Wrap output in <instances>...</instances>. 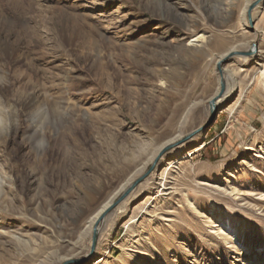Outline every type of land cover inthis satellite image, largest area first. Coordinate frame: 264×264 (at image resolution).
<instances>
[{
	"label": "rangeland",
	"instance_id": "1",
	"mask_svg": "<svg viewBox=\"0 0 264 264\" xmlns=\"http://www.w3.org/2000/svg\"><path fill=\"white\" fill-rule=\"evenodd\" d=\"M246 1L0 0V264L85 258L96 211L196 131L101 221L85 264L100 248L102 264H264V61L243 53L264 52V10Z\"/></svg>",
	"mask_w": 264,
	"mask_h": 264
},
{
	"label": "bare ground",
	"instance_id": "2",
	"mask_svg": "<svg viewBox=\"0 0 264 264\" xmlns=\"http://www.w3.org/2000/svg\"><path fill=\"white\" fill-rule=\"evenodd\" d=\"M246 1V0H245ZM264 0H258L257 1V4H256V6H255V9L253 10V14H252V16H253V18H252V20L255 18V16H256V14L257 13H259L260 12V10H264L263 8H262V5H263V2ZM223 2V1H222ZM225 2L226 3H224V5L226 6V8H225V11H226V13L228 14V15H232L233 14V6H234V2H236V0H225ZM239 2V1H238ZM247 3H246V5H245V7H244V9H243V14H241V15H246V13H247V10H248V8L251 6L252 7V4L253 3H251L252 1H250V0H247L246 1ZM251 9V8H250ZM242 13V12H241ZM247 16V15H246ZM258 17V16H257ZM242 19V18H241ZM198 20V19H197ZM243 20H244V18H243ZM254 21V20H253ZM200 22V21H199ZM248 24V23H247ZM189 27V26H188ZM186 30H187V28H186ZM189 30V29H188ZM188 30H187V33H188ZM185 31V30H184ZM213 31V30H212ZM230 32H233V31H230ZM257 32V31H256ZM184 33V32H183ZM264 33V32H263ZM185 34V33H184ZM229 34V33H228ZM231 35V34H230ZM185 36V35H184ZM234 36V35H233ZM235 37V36H234ZM258 37V36H257ZM204 40V36L203 35H199V36H197V37H195V39H193V40H191V42H195V44L196 43H201L202 41ZM242 40V39H241ZM190 42V43H191ZM221 42V41H220ZM224 42V41H223ZM254 42V41H253ZM222 43V42H221ZM221 43H219V46H220V44ZM226 43H224V45H225ZM222 45V44H221ZM238 45V44H237ZM219 46H218V48H219ZM241 47V46H240ZM246 47H247V45H246ZM245 47V48H246ZM238 48L239 47H237V46H235L234 45V47H232L227 53H225L222 57H220V60L217 62V63H220V62H224V61H228L229 59H232V57L234 56V55H236V53H239V52H242V51H238ZM242 48H244V47H242ZM241 48V49H242ZM248 48V47H247ZM250 49L248 50L247 49V51H244L243 53H245V52H249L250 53V56L251 57H257L256 59H257V61H260V59H263V61H264V52H262V51H260V54H258V51L256 50V48H257V44L255 43V44H253V45H251V47H249ZM213 51V50H212ZM246 55H244V57H245ZM238 57V56H237ZM259 57V58H258ZM217 65V64H216ZM261 65V64H260ZM221 66V65H220ZM264 67V66H263ZM257 69V68H256ZM233 72H235V71H233ZM264 72V71H263ZM158 74V73H157ZM262 74V73H261ZM232 75V80H233V83H234V88H236V87H238V84H237V80L235 79V75H234V73L233 74H231ZM263 75V74H262ZM244 76V75H243ZM165 74H163V73H160L159 75H157V78H159L161 81H163V79H165ZM248 79V78H247ZM159 80V81H160ZM253 83V82H252ZM261 84V83H260ZM249 86L251 87V85L249 84ZM264 86V85H263ZM240 88V87H239ZM237 90H238V88H237ZM240 90V97H239V99L237 100V104L235 105V107L233 108V110L232 111H235L236 110V107L239 105V101L241 100V98L242 97H244L245 96V89H239ZM238 92V91H237ZM221 92H220V90L217 92V95L216 96H214V97H216L217 99H218V97H220V94ZM222 101L223 100H220L219 102H217V105L218 106H220L221 104H222ZM185 137H181V136H176V137H174V138H172V139H170V140H168L167 142H165L163 145H161L160 146V148L158 149V151H157V154L156 155H154V157L152 158V164H154L155 162H156V160L158 159V157H159V155L161 154V152L163 151V149L165 148V147H167L168 145H173V144H176V143H179L182 139H184ZM199 141H200V138H196L195 140H194V143H195V145H198L199 144ZM187 142V141H186ZM185 147H186V144H184L183 146H182V148H179L178 150H176L175 152H173L169 157V163H168V167H170L169 169L167 168V169H165L164 170V172H163V174H162V178L160 179L161 181H162V183H161V185L163 186V187H165L166 186V184L164 183L163 184V182H164V180L165 179H167V177L170 175V173L169 172H167V171H170L171 169H173L174 167H175V163H176V160L178 159V155H175L176 153H178V152H180V151H182V150H185ZM194 150L192 151V150H190V152H188L187 153V156H185V158H183V159H186V158H189V157H191L194 153ZM135 181V177H132V178H130L128 181H127V184H125V185H123L121 188H119V190H118V192L117 193H119L121 190H122V193L133 183ZM127 186V187H126ZM126 187V188H125ZM117 196H118V194H115L114 196H112L111 198H109L97 211H96V213L91 217V219H90V221H89V226H88V228L89 229H92L93 230V228H94V226H95V224L98 222V221H100L103 217H104V215L106 214V212L109 210V208L113 205V203L116 201V198H117ZM1 220V219H0ZM223 221H224V224H225V226L226 227H229V226H231V221H229V219H223ZM214 223V222H213ZM234 226V225H233ZM232 227V226H231ZM229 231H230V228H229ZM6 235V234H5ZM12 238V237H11ZM16 241V240H15ZM17 241H19L20 243H21V240H18L17 239ZM24 245V244H23ZM30 245V244H29ZM25 246V245H24ZM238 249V248H237ZM103 248H100L99 249V251H98V257H97V259L94 261V264H102V263H104V261H105V259H104V256H105V254L107 253V251H105V252H103ZM137 252V251H136ZM244 252V251H243ZM137 261V257L136 256H133V263H135ZM252 261V260H251ZM121 263L123 264L124 263V260H123V258L121 259ZM124 264H129V263H124Z\"/></svg>",
	"mask_w": 264,
	"mask_h": 264
},
{
	"label": "water",
	"instance_id": "3",
	"mask_svg": "<svg viewBox=\"0 0 264 264\" xmlns=\"http://www.w3.org/2000/svg\"><path fill=\"white\" fill-rule=\"evenodd\" d=\"M224 87H225V83L222 82V91L221 94H223L224 91ZM217 109V105L216 103L213 101L212 102V111L215 112ZM198 131L190 134L188 137H185L184 139H182L179 143L173 144V145H168L167 147H165L163 149V151L161 152V154L159 155V157L161 155H163L164 153H166L168 150L188 141L189 139H191L193 136H195L197 134ZM156 162L153 164V166L151 167V169L142 177H140L139 179H137L136 181H134L121 195L120 199H118L117 201H115L113 203V205L109 208V210L106 212V214L104 215V217L98 221L94 228H93V237H92V248L90 251V254H88L85 258L79 259V260H74V261H67L63 264H85L89 258L93 255L95 247H96V243H97V239H98V234H99V224L101 223L102 220H104V218L108 215V213L113 209V207H115L116 205H118L119 203H121L124 199H126V197H128V195L135 189V187H137L150 173L151 171L154 169Z\"/></svg>",
	"mask_w": 264,
	"mask_h": 264
}]
</instances>
